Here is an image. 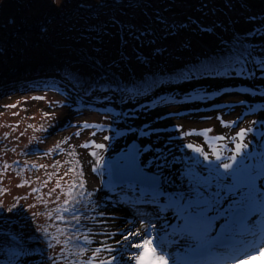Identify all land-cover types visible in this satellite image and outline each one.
I'll use <instances>...</instances> for the list:
<instances>
[{"label": "rangeland", "instance_id": "obj_1", "mask_svg": "<svg viewBox=\"0 0 264 264\" xmlns=\"http://www.w3.org/2000/svg\"><path fill=\"white\" fill-rule=\"evenodd\" d=\"M95 1L0 0V41L25 20L39 22ZM123 1L132 3L107 6L96 15L78 12L55 20L39 35H19L9 40L13 48L5 46L4 53L19 48L37 56L56 55L76 68L88 69L81 59L83 53L131 76L160 64L179 63L194 53L202 56L220 44V36L235 40L249 32L252 38L243 43L254 46L255 51L257 46L264 58V0ZM231 27L230 32L225 31ZM237 84L209 95L200 90L195 96L204 101L201 109L191 108L188 101L149 111L140 102L82 105L63 90L37 87L1 100L0 230L19 241L38 235L43 246L47 245L24 257L23 264H87L89 260L94 264L101 260L137 264L133 256L143 249L130 245L151 238L149 247L157 246L164 233H168L164 243L170 264H264V252L242 259L237 250L251 252L264 245V203L259 198L264 192V82L242 80ZM193 129L211 132L184 135ZM241 129L251 131L236 137ZM211 136L226 137L211 143L220 145L223 160L229 163L236 142L248 145L238 157L247 165L240 169L243 183L239 188H233L232 177L218 176L210 167L221 163L214 156L205 160L186 147L192 143L211 153ZM134 139L141 143L144 167L164 179L160 187L113 179L106 159L127 149ZM165 168L175 183L163 175ZM58 180L61 188L56 187ZM74 180L76 202L63 205L71 198L62 193ZM244 190L256 194L254 203L242 199ZM141 197L161 200L159 213L170 206L175 210L173 216H135L124 202ZM58 206L71 209L63 213L64 220L56 219ZM235 213L238 218L233 220ZM74 215L80 219L73 220ZM131 231L141 235L126 241L124 237ZM209 241L207 251L194 256L195 249ZM81 247L87 251L80 253ZM96 248L101 252L94 257ZM113 256L117 257L114 261Z\"/></svg>", "mask_w": 264, "mask_h": 264}, {"label": "trees", "instance_id": "obj_2", "mask_svg": "<svg viewBox=\"0 0 264 264\" xmlns=\"http://www.w3.org/2000/svg\"><path fill=\"white\" fill-rule=\"evenodd\" d=\"M130 3L132 2L123 0H96L90 5L80 3L56 15H49L39 22L25 20L14 26L6 33V39L0 41L3 43L0 44V101L30 87H37L63 90L73 101L78 100L77 104L82 105L140 102L144 103L142 109L149 111V108L156 106L176 102L184 104L188 101L191 108L201 109L204 101L195 96L200 90L214 93L226 90L229 85H240L237 82L242 80L264 82V58L258 54L257 46L255 51L254 46L243 43L252 38L249 32L237 35L235 40L224 37L226 35L220 36V44L202 56L194 53L179 63L160 64L157 68L131 76H125L114 67L88 58L83 53L81 59L88 69L76 68L65 62L61 56L55 57L56 55L37 56L19 48H14L17 51L9 54L4 53L5 46L11 45L9 40L19 35L25 37L30 33L39 35L57 19L71 18L78 12L96 15L102 13L107 6H127ZM232 28L225 31L230 32ZM168 171L171 172L167 168L162 170L166 178L170 177ZM171 180L173 178L170 177L168 182ZM171 203L165 199V204ZM124 205L135 216L146 218L159 216L161 213L171 217L175 212L168 206L164 212L159 213L162 208L161 200L155 202L143 197L125 201ZM154 210L156 213L152 212ZM43 245L44 242L38 235L19 241L0 230V264H23L24 257L39 253ZM43 247L46 248L47 245Z\"/></svg>", "mask_w": 264, "mask_h": 264}, {"label": "snow or ice", "instance_id": "obj_3", "mask_svg": "<svg viewBox=\"0 0 264 264\" xmlns=\"http://www.w3.org/2000/svg\"><path fill=\"white\" fill-rule=\"evenodd\" d=\"M159 51V50H157ZM194 75V72L192 73ZM42 98V97H41ZM15 105H12V107H14ZM45 115H48L47 113ZM230 123H235V122H230ZM85 126L87 127V123H85ZM248 131H251V129H241L237 134L236 137H240L243 138L246 133ZM211 132V129H203V130H199L197 131L196 129H193L189 132L184 133V135L188 136V135H193V134H197V135H202V136H207L208 133ZM236 137H233L232 139L235 140ZM105 139H107V137H105ZM226 139V137L223 136H211L209 137V142L211 143L212 141H219V140H224ZM94 143V142H93ZM88 145H85V147H87ZM96 148H104L105 145L104 144H95ZM186 147L193 149V151L199 155H202L203 158L205 160H208L210 155L215 157V160L221 163H217L216 165L212 166L210 165V167H214L216 173L218 176H230L233 178L234 180V184H233V188H239L241 186V182L239 180V172L241 168H247V165H242L241 161L244 159H240L238 161V157H240L242 155L243 149L248 147V145L246 143H240V142H236L235 143V148H234V155H231L229 157V160L231 161V163L224 161L223 160V156H222V150L220 145L218 144H214L211 143V153L204 151V148L200 145H195L192 143H189L188 145H186ZM93 156H97L96 152H92ZM235 165V167H234ZM41 167H44L43 165H41ZM224 169L223 172H220L219 169ZM69 171H75V169H70ZM52 174H50L51 176ZM65 176L68 175V173L66 172L64 174ZM249 175L251 176V170L249 171ZM62 179V177H61ZM24 183H27V181H25ZM47 183V182H45ZM20 186H23L20 185ZM80 187H83V183H81L79 185ZM57 188H61L62 185L60 184L59 180L57 181L56 184ZM77 187V182L74 180L72 181L70 184L67 185V191L65 193H62L68 197H70L71 199H65L63 201V205H68L70 203H75V196L73 195L74 193V189ZM34 191H39L38 189H34ZM52 191H55V189H52ZM231 191V189H230ZM52 192H49L48 195H51ZM242 199L250 202V203H254L256 200V194L253 193L251 190L249 192H242L241 193ZM259 198H260V203H264V192H260L259 193ZM57 199H59V197H57ZM11 210V209H9ZM241 210H243V208H241ZM57 213H60L59 215L56 216L57 220H64L65 216L63 215L64 212H68L71 211V209L67 208V207H60L58 206L55 210ZM49 217L52 216V213L50 212ZM73 220H79L80 217L79 216H73L72 217ZM45 232H47V229H44ZM141 233L139 231H131L129 232L128 236H125L124 239L127 241L129 239V236H140ZM146 236L150 235V234H145ZM54 239H56L54 237ZM84 239L87 241L88 237L85 236ZM60 241L57 239V243H59ZM64 243H67V241H64ZM90 243V241H89ZM153 241L151 238H144L142 243H135L134 245H130V247H135L137 249H143V251H141L139 254H134L133 259L136 260L137 264H170V253L168 251V245L164 243L163 239H160V243L157 246L154 247H149L150 245H152ZM51 247V245H50ZM240 253H241V258H245L248 257L250 255L256 254L258 252H264V245H261L259 247H253L251 252L245 251L243 248L237 249ZM87 250L83 247H81L79 249L80 253L86 252ZM101 252V248H96L95 252L93 253V256L95 257L97 254H99ZM117 257L113 256L111 257V260L114 261L116 260ZM174 259V257H173ZM69 264H72V262H69ZM87 264H94L93 260H89L87 261ZM100 264H111V261H105V260H101Z\"/></svg>", "mask_w": 264, "mask_h": 264}, {"label": "water", "instance_id": "obj_4", "mask_svg": "<svg viewBox=\"0 0 264 264\" xmlns=\"http://www.w3.org/2000/svg\"><path fill=\"white\" fill-rule=\"evenodd\" d=\"M106 161L111 164L112 176L116 182H136L154 188L163 184L164 179L159 173L144 167L141 160V143L137 139L132 140L127 149L120 150ZM237 218L238 215L235 213L233 220Z\"/></svg>", "mask_w": 264, "mask_h": 264}, {"label": "bare ground", "instance_id": "obj_5", "mask_svg": "<svg viewBox=\"0 0 264 264\" xmlns=\"http://www.w3.org/2000/svg\"><path fill=\"white\" fill-rule=\"evenodd\" d=\"M211 94V93H208V95ZM134 183V182H133ZM136 183V182H135ZM244 193L246 192H249V190H244L243 191ZM211 241L208 242L207 246L205 248H200V246L198 248L195 249V253H194V256L195 255H198V254H201L203 252H205V250L207 249V247L210 245ZM264 254V253H263Z\"/></svg>", "mask_w": 264, "mask_h": 264}]
</instances>
